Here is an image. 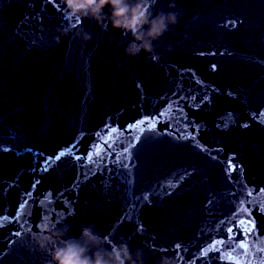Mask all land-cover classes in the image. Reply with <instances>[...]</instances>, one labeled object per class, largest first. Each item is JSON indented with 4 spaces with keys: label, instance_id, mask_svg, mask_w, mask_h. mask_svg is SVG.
<instances>
[{
    "label": "water",
    "instance_id": "water-1",
    "mask_svg": "<svg viewBox=\"0 0 264 264\" xmlns=\"http://www.w3.org/2000/svg\"><path fill=\"white\" fill-rule=\"evenodd\" d=\"M160 10L153 62L64 0H0V264L89 223L145 264H264V0Z\"/></svg>",
    "mask_w": 264,
    "mask_h": 264
},
{
    "label": "clouds",
    "instance_id": "clouds-1",
    "mask_svg": "<svg viewBox=\"0 0 264 264\" xmlns=\"http://www.w3.org/2000/svg\"><path fill=\"white\" fill-rule=\"evenodd\" d=\"M156 0H64L71 16L90 18L104 30H121L131 40L124 48L126 56L139 58L147 54L153 62H159L154 42L160 40L171 27L178 24L181 13L160 10L153 14ZM174 5H170L173 7ZM105 8L109 11L106 13ZM67 29L64 34H67ZM84 41L92 35L77 33ZM123 43V42H122ZM169 46L168 51H171ZM55 229V230H52ZM49 229L41 247L53 246L52 259L48 264H145V253L140 247L133 248L129 241L107 246L103 234L94 224L79 225V235H72L68 226ZM160 264H171L170 258L162 257Z\"/></svg>",
    "mask_w": 264,
    "mask_h": 264
},
{
    "label": "snow or ice",
    "instance_id": "snow-or-ice-1",
    "mask_svg": "<svg viewBox=\"0 0 264 264\" xmlns=\"http://www.w3.org/2000/svg\"><path fill=\"white\" fill-rule=\"evenodd\" d=\"M241 223H243V222H241ZM245 227L248 229V231H251L252 228L254 227V224L252 222H249V224L246 225Z\"/></svg>",
    "mask_w": 264,
    "mask_h": 264
}]
</instances>
